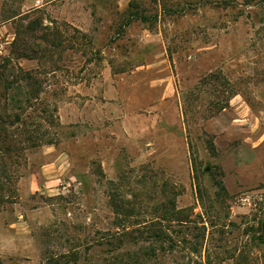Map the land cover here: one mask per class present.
Wrapping results in <instances>:
<instances>
[{
	"label": "rangeland",
	"instance_id": "1",
	"mask_svg": "<svg viewBox=\"0 0 264 264\" xmlns=\"http://www.w3.org/2000/svg\"><path fill=\"white\" fill-rule=\"evenodd\" d=\"M0 91V264H264V0H0Z\"/></svg>",
	"mask_w": 264,
	"mask_h": 264
},
{
	"label": "trees",
	"instance_id": "2",
	"mask_svg": "<svg viewBox=\"0 0 264 264\" xmlns=\"http://www.w3.org/2000/svg\"><path fill=\"white\" fill-rule=\"evenodd\" d=\"M8 83L10 85L12 82L9 81ZM8 83H5V85L3 86V90L9 89V86L7 85ZM2 91H0V96H3ZM27 94L29 93L25 91V95ZM18 95L19 94L16 93V96ZM4 98V101L0 103V202H9L8 195L4 194V189L7 188L6 184H8V190H10L18 177V175L16 177L15 175L11 176L9 172L10 167L12 166V156L18 157V151H23L27 148V146L33 147L37 142H42V139L41 135H39V133L34 130H29V128H19L21 125H25L26 122L22 121V117H20L17 112L11 113L6 111V108L9 106V101L14 102V104L12 105L14 110H23L24 103L31 102L30 96H26L25 101H23L19 97H11L10 99H8L7 97ZM7 166L9 168V171L7 170ZM126 233L127 232H125L124 235ZM157 233L155 234V236L158 235ZM112 235L113 234H110V236ZM115 235L118 236L119 233ZM115 238H117L118 240L120 239V237ZM112 249L114 250L115 247H113ZM129 254H131V256L128 257H122L118 255L112 256L107 261V264H141L140 254H138V250L130 252Z\"/></svg>",
	"mask_w": 264,
	"mask_h": 264
},
{
	"label": "water",
	"instance_id": "3",
	"mask_svg": "<svg viewBox=\"0 0 264 264\" xmlns=\"http://www.w3.org/2000/svg\"><path fill=\"white\" fill-rule=\"evenodd\" d=\"M263 234H264V225H263Z\"/></svg>",
	"mask_w": 264,
	"mask_h": 264
}]
</instances>
